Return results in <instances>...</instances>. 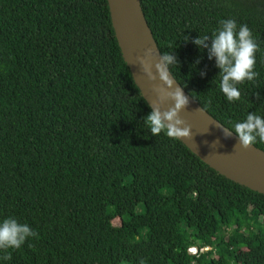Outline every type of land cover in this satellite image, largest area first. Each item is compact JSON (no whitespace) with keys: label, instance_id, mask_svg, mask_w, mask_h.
I'll return each mask as SVG.
<instances>
[{"label":"trees","instance_id":"16d2710c","mask_svg":"<svg viewBox=\"0 0 264 264\" xmlns=\"http://www.w3.org/2000/svg\"><path fill=\"white\" fill-rule=\"evenodd\" d=\"M141 4L161 54L177 58L170 72L208 113L229 129L264 118V0ZM224 19L260 46L259 75L234 102L192 43ZM150 111L108 0H0V222L38 234L0 250V264H264V194L151 135Z\"/></svg>","mask_w":264,"mask_h":264},{"label":"clouds","instance_id":"9594fccd","mask_svg":"<svg viewBox=\"0 0 264 264\" xmlns=\"http://www.w3.org/2000/svg\"><path fill=\"white\" fill-rule=\"evenodd\" d=\"M187 39L188 37L185 40ZM192 43L201 51L207 49L210 60L215 59V65L219 69L217 76L220 77L218 87L228 102L240 99L238 84L253 81L259 75L254 68L255 54L260 50V46L247 25H240L238 28L234 19H224L220 21V26L211 37L199 35L192 40ZM152 54L153 50L148 48L143 56L137 58L148 79L157 80L158 78L161 82L154 86L157 100L148 103L151 111L143 118V121L153 136L163 132L173 140H192L191 125L180 115L187 108L189 100L181 87L174 86V80L169 71L170 66L177 65V58L172 52L166 51L153 62ZM166 101H171V104L164 108L162 104ZM233 132L238 137L236 147L248 149L257 142L264 143V118L257 115L255 111L248 112L245 120L236 122L230 129H224L225 136H231ZM218 143L219 141L213 142L212 147L215 148ZM37 235L28 224L21 223L14 217H8L0 222V250L19 249L27 238ZM201 249L202 247L198 248L199 253L207 251ZM4 259L10 260L11 255H6Z\"/></svg>","mask_w":264,"mask_h":264},{"label":"water","instance_id":"95a60500","mask_svg":"<svg viewBox=\"0 0 264 264\" xmlns=\"http://www.w3.org/2000/svg\"><path fill=\"white\" fill-rule=\"evenodd\" d=\"M108 4L112 25L123 57L145 100L148 103L155 102L157 96L154 86L161 82L158 78L157 80L148 79L137 58L143 56L146 49L151 48L152 60L155 62L159 59L161 52L146 20L141 0H108ZM171 75L174 86L181 87L189 100L187 108L180 115L191 125L193 138L192 140L181 139V141L219 174L264 194V150L255 145L248 149L236 147L237 135L233 132L231 136H225L224 129L229 128L208 113L181 86L172 73ZM170 104L171 101H166L162 107L166 108ZM215 141L219 143L213 148L212 144Z\"/></svg>","mask_w":264,"mask_h":264},{"label":"built area","instance_id":"2783aa9c","mask_svg":"<svg viewBox=\"0 0 264 264\" xmlns=\"http://www.w3.org/2000/svg\"><path fill=\"white\" fill-rule=\"evenodd\" d=\"M210 247H202V249L201 250H207V249H209ZM189 252L190 253H192V254H199V252H198V248L197 247H195V246H191L190 248H189Z\"/></svg>","mask_w":264,"mask_h":264},{"label":"rangeland","instance_id":"374dc122","mask_svg":"<svg viewBox=\"0 0 264 264\" xmlns=\"http://www.w3.org/2000/svg\"><path fill=\"white\" fill-rule=\"evenodd\" d=\"M115 222L119 223L118 221H115Z\"/></svg>","mask_w":264,"mask_h":264}]
</instances>
